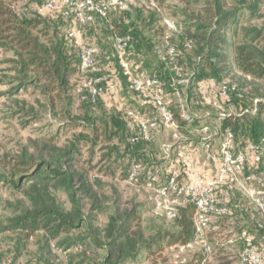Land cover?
Returning a JSON list of instances; mask_svg holds the SVG:
<instances>
[{"label": "trees", "instance_id": "trees-1", "mask_svg": "<svg viewBox=\"0 0 264 264\" xmlns=\"http://www.w3.org/2000/svg\"><path fill=\"white\" fill-rule=\"evenodd\" d=\"M174 1L181 18L180 47L169 45L176 48V66L182 71L178 77L175 68L163 61L150 75L159 77L163 88L169 87L173 79L183 77L186 67L191 68V78L196 82L208 81L218 86V96L224 103L241 102L238 91L228 85L229 100L222 99L221 89L231 74L264 84V12L261 9L264 0ZM43 2L30 0L32 13L18 14L14 0H0V59L3 58L0 60V100L9 110L10 119L25 120L21 123L23 126L39 121L43 116L54 119L58 124L54 134L29 140V145H21L17 151L0 150V183L22 196V200L9 205L11 217L0 228V232L12 234L8 240L14 246V251L0 254V264H17L22 254L29 258L26 264H62L52 251L54 247L79 249L75 255H67L68 264H86L90 260L89 254L99 256L94 253L96 251H89L90 248L105 252L99 263L94 261L96 264H131L160 256L167 247L195 244L196 231L192 220L195 207L192 203L177 208L172 229L152 227L147 236L140 229L141 217L137 207L129 212L114 209L104 225L98 226L93 225L95 215L85 214L88 203L91 204L90 212L103 210L98 194L105 185L88 178L96 168V165H91L94 149L102 145L107 150L102 158L108 165L97 172L104 170L105 176L114 179L120 171L128 181L132 165H150L152 153L148 146L152 142H131L125 115L118 109L106 111L103 95H99L94 103L83 100L77 108L74 107L73 92L78 85L75 86L74 81L78 77L79 83L85 75L80 70L78 55L67 40V34L80 30L87 42L85 44L100 47L104 52L102 64H98L99 75L105 78L101 87L108 86L116 73L124 90L136 97L113 57L114 51L110 52L98 41L94 26L110 35L111 39L114 35L131 39L125 59L135 74L139 67H144L146 56L154 52L151 40L137 25L138 21L144 23L146 19L138 14L133 20L128 11L113 9L117 13L115 17H110L111 11L106 19L92 14V21L79 27L72 17L59 12L38 14L36 9ZM151 2L158 8L166 0ZM156 16L158 9H152L147 25L153 24L158 19ZM186 50L192 53L195 61L190 63L178 58V52ZM20 92L31 101L18 99ZM167 104L169 107L168 101ZM170 111L177 128L182 130L185 121L178 113ZM221 129L231 135L234 147L237 144L244 147L252 145L255 152L261 154L260 161L253 163L254 173L264 172V101L256 104L253 113L244 104L239 114L224 117ZM61 133L66 136L63 142L60 141ZM115 139L119 145L110 146ZM120 146L123 147L122 154ZM84 152L88 159L82 162ZM146 173L145 167L141 168L142 176ZM59 192L66 196V203L57 197ZM229 195V192L217 194V205L225 206L228 212L213 219L215 222L212 227L211 222L206 233L204 240L210 246V254L202 251L188 264H212L210 255L217 261L215 256L224 251V246H215L211 239L217 232L230 229V223L243 214L241 203ZM244 228L248 236L252 235L258 252L264 254V245L260 242L264 231L248 221ZM30 240H35L40 251H27ZM219 260V264H231L223 258Z\"/></svg>", "mask_w": 264, "mask_h": 264}, {"label": "rangeland", "instance_id": "rangeland-1", "mask_svg": "<svg viewBox=\"0 0 264 264\" xmlns=\"http://www.w3.org/2000/svg\"><path fill=\"white\" fill-rule=\"evenodd\" d=\"M29 1L30 0H14V8L16 12L18 14L32 13V10L29 8ZM175 5L176 2L174 0H166L164 5L158 6L157 8L156 4L152 3L151 0H135L129 7L127 13L130 15L131 19L135 20L138 14H141L143 19H146L144 20V23L138 21L137 25L144 33V36L150 39L154 46V52L146 56L144 67H139V69L136 70L135 75L140 78L152 75L153 71L159 68L165 57L167 44L171 43L180 47L181 18ZM152 9H158V16H156L158 19L153 24L147 25V17ZM261 9L264 12V4ZM116 14V11L111 10L110 17H115ZM94 30L98 41H101L110 52H113L111 36L102 32L97 26H94ZM80 36L82 41L87 43L82 37L81 32L79 37ZM97 49H100V47H97ZM103 56H105L104 52L100 49L99 55L96 59L100 65L102 64L101 61L103 60ZM178 58L184 61H189L190 63L195 61L192 53L188 50L179 51ZM0 60H3V58ZM3 67L5 66H2V68ZM113 69H111V72H113ZM185 70L183 77L173 79L169 87L163 88L164 94H166V99L169 102V108L178 113L181 120L185 121L182 130L177 128L176 123L175 127L162 125L156 115L155 109L150 105L144 106L135 96L124 90L121 79H119V75L116 73L112 76V80L109 82L108 91L103 95V103L106 111L109 112L110 110L118 109L122 111L123 115H125L127 111L133 110L138 117L147 119L155 124L154 140L152 144L148 146V151L152 153V158H149L152 159V161H150V165L147 166H144L142 163H138V165H140L142 169L145 167L146 171L153 168L163 169V173L160 175L161 183L165 182L167 177L166 171L171 168V163L172 166H177L179 169L181 168V171H184L186 174L188 172L191 176L200 175L205 179H215L218 164L208 162L204 158V154L206 148H209L207 150H209L210 153L217 154L221 145L227 138V132H224L221 129L222 119L229 115L239 114L240 107L242 108L244 104L247 105L248 111L253 113L255 112L256 104L260 101H264V84H259L256 81L239 76L238 74H231L229 78L225 80L224 86L226 87L228 85L238 91L241 96V102L224 103L218 96V86L208 81L196 82L191 78V68L186 67ZM116 72L118 71L116 70ZM78 79L79 78L77 77V80L74 81L75 86L78 84ZM20 95L21 96H18V99L31 101L27 95H22V92H20ZM73 95L75 96L74 107L77 108L81 102L75 91L73 92ZM3 104L4 103L0 100L1 151H17L19 146L29 145V140L33 141L37 137L52 135L55 133L56 129H58L57 122L46 116L41 117L39 121L33 122L28 126H23L21 123L25 120H18L17 118L10 119L8 117L10 112L3 106ZM65 135H67V132ZM65 135H62L61 133V142L65 140ZM200 144L205 145V147L203 146L202 148L203 152L200 148L201 146H199ZM113 145H119L116 139L110 144V146ZM188 145L197 148L199 151L198 157H193V154L184 155L186 149H183L182 147ZM119 148L122 154L123 147L120 146ZM173 148L179 149L177 152L182 148V152L184 153L175 161H173V158H176L177 156L176 151H173ZM233 149L234 152H243L245 147L237 144L235 147L233 145ZM105 153H107V150L104 149V146L102 145H99L94 149L91 165H96V168L88 174L90 181L96 179L105 185L103 190L98 194L103 210L101 212H90V203H88L85 208V214L91 213L93 216H96L93 225H104L108 215L112 214L114 209L119 212H129L134 207H137L141 217L140 229L145 236L148 235V230L152 227H161L165 230L172 229L174 221L166 217L164 207L157 205L156 201H158V198L156 199L155 192L151 188L145 186L143 181H127L122 177L120 171L114 179H111L108 175L105 176L104 170L97 172L101 167L108 165L107 160L102 158V154L104 155ZM168 153L171 154L170 159L167 158ZM87 159V153L84 152L82 162ZM171 160L173 162H171ZM176 161L178 164H176ZM253 169V162L249 159L245 166L244 173L238 178V181L230 187L219 188L217 191V194H220L221 192L226 194L229 192L230 197L235 198L241 203L243 214L239 216L236 221L230 223V229L222 233L217 232L211 239L215 246L218 247L222 245L225 247L221 254L215 256L217 261H215V258L210 255L209 258L212 264H219L220 262L218 261H220L219 259L221 258L225 259V262H230L231 264H240L237 250L240 248L241 242H237L233 245L226 244V241L229 237L232 238L240 235V231H246L244 226H246L247 221L251 225L264 231V217L256 211L250 198L251 192L255 191V193H258L264 191V172L255 174V170ZM206 176H210V178H207ZM247 176H251L252 179L246 182V186L243 189L242 179ZM183 177L187 178V175L183 174ZM57 197L61 202H67V198L63 193H57ZM17 200H22L21 194H16L10 191L0 183V228L5 226L11 217L12 210H10L9 205H14ZM214 222L215 221L212 220L211 227ZM213 230L217 231L216 228H213ZM255 232H257V230ZM11 237L12 234L8 232H0V254L14 251L13 243H10L8 240ZM260 242L264 245V237ZM203 249V244L199 243L193 244L191 247L184 249L180 248V246L167 247L161 252L160 256H153L148 259L144 258L141 261L137 260L131 264H188L192 261L194 256L202 252ZM27 251L30 253L40 251L35 244V240H30V243L27 246ZM52 251H54L58 262L68 264L67 255H75V251H79V249L70 248L65 250L54 247ZM89 251H96L94 253L99 256L96 257L93 254H89L87 257L90 260H88L86 264L99 263L102 260V256L105 254L103 249L98 248H90ZM208 254H210V252ZM24 255L26 254H22V256L17 259V264L27 263L29 258ZM140 257H144L143 254H140Z\"/></svg>", "mask_w": 264, "mask_h": 264}, {"label": "built area", "instance_id": "built-area-1", "mask_svg": "<svg viewBox=\"0 0 264 264\" xmlns=\"http://www.w3.org/2000/svg\"><path fill=\"white\" fill-rule=\"evenodd\" d=\"M135 0H44L43 4L36 9L40 15L46 13H61L64 16L72 17L82 27L92 21V14L106 19L108 13L117 9L118 11H128ZM80 32L69 31L67 40L72 45L74 52L79 58V67L85 76L79 81L76 88V95L80 101L88 100L94 103L99 95L107 92L109 85L101 87L105 78L99 75L100 68L95 59L98 49L95 46L85 44L79 37ZM131 39L128 36L114 35L112 44L114 48L113 57H115L122 69L123 76L126 78L130 91L136 95L141 104L150 105L155 109L160 123L164 126H176L172 113L168 107L167 99L163 94V83L156 75L147 77H138L129 68L125 51L130 44ZM177 50L174 46L167 44L165 57L163 59L169 65L175 68L177 76H180L182 69L176 66ZM222 99L228 101L227 88L221 89ZM125 125L131 135V142L141 140L151 143L154 140L155 124L147 119L138 117L133 110L125 114ZM205 150V159L210 163L218 164L215 179H205L200 175H194L188 182H184L181 173L176 166H171L166 173L167 177L164 183L160 181V175L163 169L153 168L148 170L145 176L141 174L140 165H132L128 180L130 182L143 181L145 186L151 188L158 198L157 205L163 206L168 219L174 220L177 214V208L187 203H192L195 207L193 214V224L196 231V242L203 244V251L210 252V246L205 242L206 233L210 230V224L213 219L220 217L228 212L225 206L217 205V191L219 188L230 187L244 173L245 166L249 159L253 163L260 161L261 154L256 153L252 145H247L243 152H234L231 135L227 132V138L221 145L217 154H212ZM170 153L167 158L170 159ZM251 176L243 177L242 188L246 182L251 180ZM256 211L264 217V191L250 193ZM160 201V202H159ZM241 242L237 250V256L241 264H264V254L259 253L253 240L244 231L237 237H232L226 241V244H236ZM180 247L182 249L189 248ZM222 246V245H220ZM4 264V263H1Z\"/></svg>", "mask_w": 264, "mask_h": 264}, {"label": "crops", "instance_id": "crops-1", "mask_svg": "<svg viewBox=\"0 0 264 264\" xmlns=\"http://www.w3.org/2000/svg\"><path fill=\"white\" fill-rule=\"evenodd\" d=\"M199 146H201L200 148H201V150H202V152H203V146L205 147V145H199ZM186 149V152H185V154L182 152L183 151V149ZM181 148V150L180 151H178L177 152V150H179V149H175V148H173V151L175 150L176 151V158L174 157L173 158V161H175V160H177L178 159V157H181V155H186V154H193V157L195 156V157H198V154H199V151L197 150V148H194V147H190L189 145L188 146H185V147H182ZM189 148V149H188ZM209 149V148H208ZM188 150V151H187ZM205 155V154H204ZM171 156V155H170ZM171 158V157H170ZM204 158H205V156H204ZM172 160H171V162H173ZM176 164H178L177 163V161H176ZM209 165V164H208ZM170 166H172V163L170 164ZM177 167V166H176ZM178 170H179V172L181 173V178H182V180L184 181V182H188L190 179H191V175L187 172V174L184 172V171H181V168L179 169V167H178ZM199 170V169H198ZM202 171V170H201ZM203 172V171H202ZM183 174H185V175H187V178H184L183 177ZM217 174V173H216ZM207 177V176H206ZM207 178H210V176H208Z\"/></svg>", "mask_w": 264, "mask_h": 264}]
</instances>
